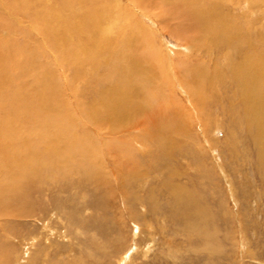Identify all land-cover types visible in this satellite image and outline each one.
Returning <instances> with one entry per match:
<instances>
[{"label":"bare ground","instance_id":"1","mask_svg":"<svg viewBox=\"0 0 264 264\" xmlns=\"http://www.w3.org/2000/svg\"><path fill=\"white\" fill-rule=\"evenodd\" d=\"M112 2L50 0L47 4L44 0H0V26L3 25L0 27V215L5 211L23 216L29 211L32 204L26 195L28 190L36 191L37 186H27V180L36 179L43 171L64 178L71 168H77V176L81 179L79 186L86 184L95 188L98 184H106L109 197H113L115 188L103 169V161L109 164L111 178L119 184L118 190H125V196L119 191L124 196L122 202L138 200L142 204L146 200L149 208H157L160 191L154 193L150 189L148 197L128 191L130 182H135V176L138 177L134 155L141 148L152 147L156 149L152 152L154 155L162 154L172 159L173 150L181 148L182 143L177 142L175 135L185 134L184 122L180 118L183 109L175 111L176 100H169L166 104L165 75L166 71L169 73L177 68L179 88L197 104L196 109L201 115L203 104L199 105L198 99H202V92L196 91V84L200 85L201 79L208 84L215 76H220L216 64L208 70L206 66L201 67L203 63L196 66L191 62L198 58L199 51L205 49L208 54L222 52V56L227 53L226 48L234 50V58L228 65L232 85L227 88L234 86L236 102L244 112L243 130L264 153V49L258 39L251 37L250 31L233 21L218 4L206 0H160L162 7L155 15L160 16L164 28L173 26V30L177 29L175 32L182 39L183 53L189 57L188 64L171 65L172 70L167 65L162 72L160 59L163 54L160 56L151 48L139 47L145 42L141 39L138 43L144 30L135 29L136 25L130 26L127 19L130 13L123 11L122 3L115 7L116 1ZM130 4L133 10H137L136 7L140 10L150 8L149 0H129ZM7 14L14 16L15 20L12 18L9 22L11 18L7 19ZM170 18L175 19L174 25L169 22ZM15 23L31 26L33 31H39L41 25L45 30V47L34 48L36 44L27 40L18 44ZM123 30L127 31L126 38L118 40L117 35ZM262 40L264 44V38ZM7 48L21 49L22 54L27 50L24 60L8 68L5 53L10 49ZM54 56L65 68L63 74H69L65 84L72 91L87 76H92L91 70L98 76L95 80L101 82L96 93L87 92L88 101L77 114L62 100L65 95L59 86L52 60ZM97 67L99 71L95 70ZM81 90V96H84L88 87L84 84ZM228 103L225 114L234 117L232 101ZM79 122L83 125L80 126ZM78 125L81 129H77ZM69 159H74L75 164ZM174 173L175 169L171 171L173 176ZM192 191L182 186L173 188L171 209L172 215L185 226H190L191 233L195 234L196 227H205L213 217L207 214L205 206L196 202V194ZM130 217L138 221L136 214ZM148 221L146 223L150 224ZM10 229L9 226L0 227V264H6L12 253L13 248L4 239ZM138 229L136 225L134 235ZM203 234L209 235L208 232L200 235ZM135 249L134 242L124 249L119 264H125ZM15 258V264H18L19 256ZM35 259L36 256L32 255L29 264H35Z\"/></svg>","mask_w":264,"mask_h":264},{"label":"rangeland","instance_id":"2","mask_svg":"<svg viewBox=\"0 0 264 264\" xmlns=\"http://www.w3.org/2000/svg\"><path fill=\"white\" fill-rule=\"evenodd\" d=\"M49 1L44 0L47 4ZM111 1H116L115 7L122 3L123 11L130 13L127 16L130 26L136 25L135 29L144 30L138 43L141 39L145 42L139 47L151 48L159 55L163 54L160 59L162 72L166 70L167 65L172 70V66L176 67L178 63L188 64L189 57L183 53L180 41L182 39L175 32L177 29L173 30V26L165 29L160 16L155 15L162 7L160 0H149L150 8L142 10L138 7L133 10L129 0ZM206 1L224 8L233 21L250 31L253 39L260 41V47L264 49V0ZM9 16L7 19L11 18L9 22H12L14 16ZM170 20L171 25H174L175 19ZM15 24L17 26L14 27V32L18 44L27 40L36 44L34 48L45 47V30L41 25L39 31H33L31 26ZM125 31L117 35L118 40H125ZM7 49H10L5 53L8 68L15 62L24 60L27 50L22 54L21 49ZM225 52L227 53L224 56L222 52L208 54L205 49L199 51L197 59L192 56L195 58L191 62H195L196 66L203 63L201 67L206 66L211 70L216 64L220 73L219 77L211 79L213 81L209 82V85L204 79L200 80V85L196 84V91L202 92V99H198L199 105L203 104L201 115L196 109L197 104L192 103L182 88H179L177 68L169 73L166 71L163 85L166 104L169 100H176L175 111L181 112L183 109L180 118L184 122L182 126L185 134L175 135V139L182 143V146L173 150L172 159L162 154L154 155L156 149L152 147L138 150V154L134 155L138 157H134L138 164L135 166L138 177L135 176V182H130V189H127L141 197H148L150 189L154 193L160 191L157 208H149L146 200L142 201V204L138 200L135 202L124 199L122 202L121 197L125 196V190H118L119 184L111 178L109 164L103 160V169L109 176L112 188H115L113 197H109L106 184H98L95 188L86 184L79 186L78 181L81 183V179L77 176V168H71L64 178L43 171L36 179L27 180V186H37V192L28 190L26 195L32 204L29 211L23 216H14L13 213L5 211L4 215H0V227L11 228V232L6 233L4 238L13 248L6 264H15L16 255L19 256L18 264H29L32 255L36 256L35 264H119L120 256L133 242L136 249L125 264H264V153L258 150L260 148L241 125L244 112L236 102L234 86L230 89L232 84L228 75V65L234 58V50L226 48ZM52 60L59 86L62 92L64 91L62 100L77 114L86 105L88 95L98 91L101 82L99 79L98 82L95 80L98 76L91 70L92 76H87L78 84L76 90L72 91L65 84V78L69 74H63L65 68L59 65L55 56ZM95 70L97 71L98 67ZM84 84L88 90L81 96ZM183 88L186 89L184 85ZM229 100L232 101L231 113L235 118L225 114ZM81 124L79 122L80 126ZM79 125L77 129H81ZM69 161L75 164L74 159ZM173 169L174 176L171 174ZM177 186L193 190L196 202L205 206L207 214L213 217L207 226L196 227L195 234L191 233L190 226H185L172 215V190ZM21 191L26 192L24 189ZM119 191H123L124 196ZM134 214L138 221L130 217ZM148 220L150 224L146 223ZM134 224L139 228L136 235ZM203 232H208V237L200 235ZM1 239L3 241V238ZM47 253L48 256L45 257Z\"/></svg>","mask_w":264,"mask_h":264}]
</instances>
